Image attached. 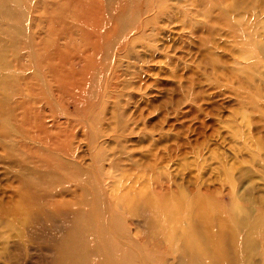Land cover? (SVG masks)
Instances as JSON below:
<instances>
[{"label":"rangeland","instance_id":"374dc122","mask_svg":"<svg viewBox=\"0 0 264 264\" xmlns=\"http://www.w3.org/2000/svg\"><path fill=\"white\" fill-rule=\"evenodd\" d=\"M258 217L264 0H0V264H264Z\"/></svg>","mask_w":264,"mask_h":264},{"label":"bare ground","instance_id":"6f19581e","mask_svg":"<svg viewBox=\"0 0 264 264\" xmlns=\"http://www.w3.org/2000/svg\"><path fill=\"white\" fill-rule=\"evenodd\" d=\"M201 209V211H198V213L200 215H206V213L204 214L202 211V206L199 207ZM205 209V207H203ZM241 224V228H243L244 230H246L247 232H254V230L258 227V229H264V223L261 222V217H258L256 219H249V218H245L244 220H242V222L240 223ZM245 246V245H244ZM250 245H247V248L249 249ZM71 256H73L72 254H70ZM128 257V256H126ZM125 256H123L121 258V260H125L126 259ZM99 260L101 261V258H99ZM121 263H124V262H121Z\"/></svg>","mask_w":264,"mask_h":264}]
</instances>
